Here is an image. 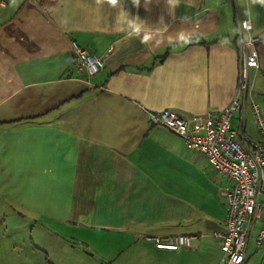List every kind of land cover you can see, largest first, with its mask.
<instances>
[{
	"label": "crops",
	"instance_id": "0c3cea01",
	"mask_svg": "<svg viewBox=\"0 0 264 264\" xmlns=\"http://www.w3.org/2000/svg\"><path fill=\"white\" fill-rule=\"evenodd\" d=\"M122 9L139 17V36L117 24ZM237 18H250L261 37L251 95L232 118L246 142L260 139L252 101L264 114L260 3L0 0V214L37 218L57 237L54 247L78 242L99 255L53 264H219L210 234L223 228L231 182L151 116L168 109L194 122L229 106L239 77ZM73 42L104 68L80 71ZM257 228L243 264H264ZM179 234L191 241L176 251L153 239Z\"/></svg>",
	"mask_w": 264,
	"mask_h": 264
},
{
	"label": "built area",
	"instance_id": "2783aa9c",
	"mask_svg": "<svg viewBox=\"0 0 264 264\" xmlns=\"http://www.w3.org/2000/svg\"><path fill=\"white\" fill-rule=\"evenodd\" d=\"M239 40V77L232 102L218 117H198L194 122L168 109L153 114L151 120L183 138L188 148L203 153L218 173L229 179L231 185L224 192L227 213L223 228L210 236L219 242V264H243L251 234L256 231V244L264 247V114L254 101L252 112L260 135L259 140L242 141L232 128V118L241 112L250 95V69L260 65L261 37L252 33L250 18H237ZM73 52L80 71L88 75L99 73L104 60L87 52L73 42ZM156 247L180 250L190 244L191 237L179 234L154 237Z\"/></svg>",
	"mask_w": 264,
	"mask_h": 264
},
{
	"label": "rangeland",
	"instance_id": "374dc122",
	"mask_svg": "<svg viewBox=\"0 0 264 264\" xmlns=\"http://www.w3.org/2000/svg\"><path fill=\"white\" fill-rule=\"evenodd\" d=\"M48 223H51L52 227L64 229V226H59L57 222ZM42 225L43 222L37 218L31 219L18 214H0V264H53L59 257L67 254L71 256L73 253L83 256L88 253L94 260L99 258L93 247H86L83 243L77 242L75 247L68 245L64 247L58 243L54 247V240L57 241V237ZM68 235L64 239L72 242L73 245L75 241ZM206 243L217 246L212 240H207Z\"/></svg>",
	"mask_w": 264,
	"mask_h": 264
},
{
	"label": "clouds",
	"instance_id": "9594fccd",
	"mask_svg": "<svg viewBox=\"0 0 264 264\" xmlns=\"http://www.w3.org/2000/svg\"><path fill=\"white\" fill-rule=\"evenodd\" d=\"M105 2V0H96L97 4H101ZM106 2L112 6L116 7L118 3H120V0H106ZM260 3L261 6H264V0H253V3ZM168 3L170 5L175 6L178 3V0H168ZM133 4L136 6H139V0H133ZM129 13L125 10H121L117 17V24L118 25H124L126 24L129 28H131V32L129 35L135 34L137 36L140 35L141 30H142V22L138 23L139 17H134L133 19H128ZM118 30H123V28H120ZM151 39V36L148 34H145L141 40L142 43H147ZM178 39L183 42H187V37L183 32L179 33Z\"/></svg>",
	"mask_w": 264,
	"mask_h": 264
}]
</instances>
